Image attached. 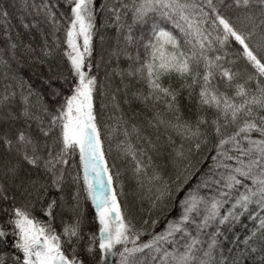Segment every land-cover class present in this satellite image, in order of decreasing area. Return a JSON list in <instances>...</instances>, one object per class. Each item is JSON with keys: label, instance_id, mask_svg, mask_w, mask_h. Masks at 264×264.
I'll list each match as a JSON object with an SVG mask.
<instances>
[{"label": "snow or ice", "instance_id": "6c2138e0", "mask_svg": "<svg viewBox=\"0 0 264 264\" xmlns=\"http://www.w3.org/2000/svg\"><path fill=\"white\" fill-rule=\"evenodd\" d=\"M10 9L23 28L41 36L50 29L44 59L24 46L47 66L40 77L47 92L12 67L22 61ZM98 13L100 27L116 30L111 54L128 61L112 71L142 82L131 95L150 113L141 120L139 109L131 118L121 111L107 132L96 110L104 84L92 71ZM0 22V67L13 82L0 93V119L18 118L8 107L18 90L24 120L0 131V264H264V0H19L18 7L0 0ZM56 49L62 63L53 66L47 57ZM217 73L231 95L213 82ZM181 91L196 96L194 117L181 110ZM112 103L119 111L115 93ZM113 133L123 137L115 148L137 188L163 210L158 231L159 216L137 222L123 207L121 171L104 148ZM161 136L176 170L171 179L152 155H163Z\"/></svg>", "mask_w": 264, "mask_h": 264}, {"label": "trees", "instance_id": "16d2710c", "mask_svg": "<svg viewBox=\"0 0 264 264\" xmlns=\"http://www.w3.org/2000/svg\"><path fill=\"white\" fill-rule=\"evenodd\" d=\"M12 2L16 3L17 7L19 6V0H4V4L6 6L7 3ZM99 3V0H96ZM63 8V4L61 5ZM11 19H10V35L14 42L17 43L16 55L20 57L22 64L17 65L15 61L12 62L13 68H19L21 74L28 79L30 83H32L33 87L41 86V91L47 92V86L42 85L40 77L47 76V66L45 64L40 63L39 60H30L29 54L27 53V49L24 47L25 45H30L32 48L36 49L35 53L31 55L39 56L41 59H44L43 54L40 49L42 48L45 39L48 40L49 47L52 46L51 36L47 35L50 31L49 28L45 27L44 32L45 35L41 36L40 31L37 27L32 26L28 29L23 28L18 19V12L14 9H10ZM104 13L97 14V33L93 37V64L94 67L92 69L98 76V81L104 84V91L102 96H98L96 98V110H97V118L98 123L102 127V132L110 131L111 129H104V125H112L113 124V116H119L121 111L127 117H132L134 113L137 112V109L140 110V115L136 118L143 120L144 116L150 115V113L145 112V109L142 107L141 103L135 99L131 93L134 89L142 86V82H137L134 78H129L125 75L124 80L122 82L121 77L112 71L114 67L117 65L123 69L127 67L128 61L127 59L121 55L119 59L116 56L111 54V48L115 43L116 30L115 27L104 26L100 27L102 23V17ZM25 19H28L25 17ZM3 23L0 22V47H3L6 44V38L3 36ZM57 35H60L57 33ZM103 37V39H101ZM134 50V49H133ZM7 53H5L6 55ZM101 57L99 62V68L95 67L96 57ZM48 64L55 66L58 63H62L60 59L59 49H56L55 53L51 57H47ZM66 68V65H63ZM240 68L244 70V72L248 71L245 68L244 62L240 61ZM244 72L241 73V79L237 82H242ZM110 74V75H109ZM173 83L175 86L179 87L180 81L173 76ZM214 83H217L220 86L222 91H227L229 95L234 91V88L224 86V82L222 78L217 73L215 76ZM6 84H13L12 81H5L4 72L2 67H0V93L4 91ZM125 85H127L125 87ZM57 87H60L59 83H56ZM112 93H115L116 102L119 105V111L112 103ZM45 100L51 104V101L48 100V97L45 96ZM179 103L181 106V110L185 114V116L194 117L196 114L197 104H196V96L193 95L192 99L189 100L184 91H181L179 96ZM101 105H104L101 107ZM22 106L19 97V91L17 90V94L14 98L10 99L8 107L12 112L17 114V119L15 121L8 120L4 121L0 119V131H2L6 126L14 129L17 126H23L24 120L23 118H19V109ZM209 118L213 112L212 109H207ZM46 119V117H45ZM31 130L33 132L36 131V124L31 122ZM146 131L151 132L155 135V131L153 129H146ZM123 137L119 133H113L111 138L107 135H104V148L106 156L109 160V163H114V170L121 171L120 179L123 181V194L121 196V200L123 202V207L125 211H127L131 216L135 217L137 222L141 220H148L149 223L153 218L157 216L160 217L158 224L155 227V231L160 230V228L164 225V216L163 210L159 206H153L150 202V198L143 193V191L139 190L136 185V181L132 176L131 168L132 165L126 160L120 157L119 153L115 148V144L118 139H122ZM134 139V138H133ZM173 139L176 143H180V139L178 136H173ZM158 143L163 144V155H157L156 153H152L153 159L160 163L163 175L169 177L170 179L175 175V168L173 164L168 158V153L170 151V146L164 144V138L161 136L160 141ZM185 147H189V143L185 142ZM159 151V150H158ZM201 155V153L196 152L195 149L191 152V158L196 159ZM5 156V151L2 145H0V161L3 160ZM78 161V155L75 157ZM69 163L71 165L72 158H70ZM207 163V161L205 162ZM75 167V165H73ZM50 195H58L55 190H50ZM84 212L86 214L87 220L90 222L93 215V208L90 202L84 201ZM40 215V213H37ZM42 219H47L46 216H41ZM53 227L59 231V224H53ZM94 225L89 224V228L91 229ZM236 231H241V226L237 225ZM144 236L142 239H146ZM242 238V237H241ZM224 247L227 252L229 247L228 241L224 242Z\"/></svg>", "mask_w": 264, "mask_h": 264}]
</instances>
